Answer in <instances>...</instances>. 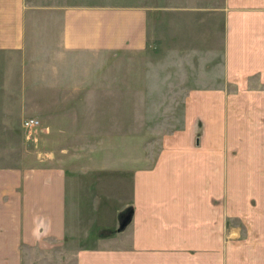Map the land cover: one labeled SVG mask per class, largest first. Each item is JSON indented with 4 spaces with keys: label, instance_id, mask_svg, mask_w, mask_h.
I'll return each instance as SVG.
<instances>
[{
    "label": "crops",
    "instance_id": "obj_1",
    "mask_svg": "<svg viewBox=\"0 0 264 264\" xmlns=\"http://www.w3.org/2000/svg\"><path fill=\"white\" fill-rule=\"evenodd\" d=\"M202 1L112 13L100 5L0 0L7 87L12 55L40 57L34 60L60 89L82 87L106 50L186 29L199 37L186 48L222 59L216 77L189 91L184 127L164 139L152 167L135 171L123 231L100 232L119 211L108 213L94 196L87 214L84 185L59 165L0 167V264H33L35 252L41 258L60 245L76 249V264H264V0ZM83 58L92 66L69 85L70 62Z\"/></svg>",
    "mask_w": 264,
    "mask_h": 264
},
{
    "label": "rangeland",
    "instance_id": "obj_2",
    "mask_svg": "<svg viewBox=\"0 0 264 264\" xmlns=\"http://www.w3.org/2000/svg\"><path fill=\"white\" fill-rule=\"evenodd\" d=\"M38 1L100 5L112 13L116 8L163 2ZM202 2L175 0L174 5L186 3L194 7L192 4ZM183 31L184 35L174 39L170 36L164 41L148 40L141 47L128 39L121 48L106 50V58L86 76L82 87L58 88L51 82L47 66L34 60L40 57L25 62L18 55L7 57L11 67L9 87L0 78V167L59 165L71 179L84 185L82 189L88 194L82 209L87 214H93L95 197L102 198L101 205L108 213L129 211L131 206L127 204L135 171L152 167L164 139L184 127L185 101L192 86L209 83L220 73V54L206 58L205 50L186 48L194 41L199 42V37L194 31ZM180 43L185 48H180ZM87 59L70 62L69 85L77 84L88 71L86 68L92 66H87L90 62ZM20 76L25 78L24 87H18ZM66 76L67 71H63V79ZM29 117H37L40 125L32 130L24 129L21 124ZM116 215L114 228L119 227L129 212L124 217ZM110 223L100 232L111 234ZM234 238L237 237L230 236ZM68 247L60 245L42 250L41 258L35 252L33 264H76V249Z\"/></svg>",
    "mask_w": 264,
    "mask_h": 264
},
{
    "label": "built area",
    "instance_id": "obj_3",
    "mask_svg": "<svg viewBox=\"0 0 264 264\" xmlns=\"http://www.w3.org/2000/svg\"><path fill=\"white\" fill-rule=\"evenodd\" d=\"M40 125V120L35 117H29L24 119L23 127L27 130H32Z\"/></svg>",
    "mask_w": 264,
    "mask_h": 264
},
{
    "label": "trees",
    "instance_id": "obj_4",
    "mask_svg": "<svg viewBox=\"0 0 264 264\" xmlns=\"http://www.w3.org/2000/svg\"><path fill=\"white\" fill-rule=\"evenodd\" d=\"M121 211V210H120ZM119 211V217H121V212ZM129 211H130V214L132 213V207H129ZM127 220H128V218L125 220V222H127ZM125 226L126 225H123V222H121V223H119V227H117V228H113L112 230H111V232L113 231V232H117V231H120V230H123L124 228H125Z\"/></svg>",
    "mask_w": 264,
    "mask_h": 264
},
{
    "label": "water",
    "instance_id": "obj_5",
    "mask_svg": "<svg viewBox=\"0 0 264 264\" xmlns=\"http://www.w3.org/2000/svg\"><path fill=\"white\" fill-rule=\"evenodd\" d=\"M127 212H129V215L126 217V219L128 218V220H127V222H125L126 219H124V220L122 221V222H123V225H127V224L130 222V220H131L132 213L130 214V211H127ZM127 212H126V213H127ZM126 213H124V214L122 213V214H121V217H124Z\"/></svg>",
    "mask_w": 264,
    "mask_h": 264
}]
</instances>
